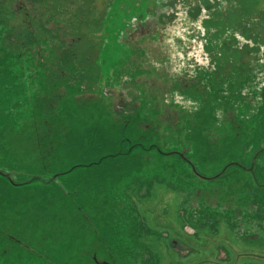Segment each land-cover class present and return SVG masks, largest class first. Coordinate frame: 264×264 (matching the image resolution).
<instances>
[{
    "label": "flooded vegetation",
    "instance_id": "1",
    "mask_svg": "<svg viewBox=\"0 0 264 264\" xmlns=\"http://www.w3.org/2000/svg\"><path fill=\"white\" fill-rule=\"evenodd\" d=\"M116 2L117 0H0V49L8 50L7 53L3 50L4 52L0 55V91L7 94L4 97V105L0 100V182L2 187H12L14 190H19L21 187L32 189L40 184L47 185L46 189L57 188L62 190L65 188L67 194L72 196L71 203L76 207L79 206L75 200V195L79 191L76 184L69 182L67 178L66 187L62 182L64 176L58 181H50L47 176L53 171L61 172L63 162L59 161L56 167L58 170L52 168V171L48 170L46 164L49 162L51 166V161L53 162V159L57 158L54 155L57 145L60 144L56 141L57 137L61 136L62 141V139L70 136L66 124L61 120L59 122V117L56 116L59 110L57 103L64 97H70V92L74 88H78L77 99L80 104L82 102L86 105L84 107L77 106L73 111L91 110L88 112H97L96 123L98 128L105 126H100L102 121L105 123L109 120L113 125L132 131L130 138H123L119 148L110 152L111 154L120 153V156L99 161L94 166L102 167L105 164H112L115 169L116 167L130 166L132 167L130 173L136 172L142 176L140 181L143 182L141 184L157 180V182H152V193L148 191L144 193L148 197L147 199L155 204L140 202L145 206L146 211L152 207L154 210L158 209V206L162 205L155 199L156 194H154L160 186L159 176H165L164 173L170 171L168 174L171 176L165 177L169 178L173 184L168 186L166 190L174 199L178 196L176 194L179 190L176 182L180 178L183 180L189 178L193 181L197 176L200 180L199 185L187 182L189 199L183 202V204L187 202L188 208L191 207L192 218H190V222L194 224L186 223L183 231L194 239L203 238L200 225L222 226L223 221L222 219L214 220L211 218L196 221L194 216L199 207L198 204L201 202L204 206L214 208V197L217 194H220L222 200L226 199L224 187L216 192L211 186L219 176L225 175L228 164L219 172L203 173L197 169L194 160L188 156L189 148L187 146L192 142L191 137L185 146L179 150H174L170 143L169 146L168 143L163 144L162 139L165 135L162 136V139H155L154 137L158 136L159 130L163 126L166 127V135L169 133L175 137L179 133V126L181 128L192 127L194 115L198 110L201 112L207 107L210 112L214 110L217 116L218 114L228 115L233 120L236 109L240 106L237 103L238 100L231 102L232 107L230 109H224L221 104L222 99L210 96L211 100L209 101L208 96L211 95V89L215 87L218 81L231 82L233 80L229 78V75L238 79L241 74H234L232 73L234 70L231 69L229 74L220 78L221 73L216 71L215 67L212 68L211 64L210 66L201 64L195 56H190V53L195 52L192 47L194 42L189 39L184 43L183 38L178 37L180 34L178 31L177 34H173V38L170 36L165 26L168 23L171 24L170 22H174L175 25L178 24V3H181L182 0H154V6H149L146 14L142 15L141 12H138L136 16L134 15L133 20L131 19V22L124 29L123 36L119 37L118 47L125 46L124 51L115 48L112 41L117 39H114L117 32L113 24ZM209 2L214 3L212 0ZM204 7V5H198L193 12L188 14L187 26L190 32H196L193 24L202 15ZM122 20L127 24L128 19L122 18ZM210 21L209 16L202 18V22L208 23ZM166 28L168 29L167 26ZM204 29L208 40L215 34L218 35V38L213 41L215 43L213 50L209 46L211 43L207 42V51H205V53L209 51L212 53L213 51L212 56H216L218 55L216 50L220 52L219 48L222 51V46L225 47L223 40L225 42L226 37H230L226 32L227 27L215 29L214 34L209 28L204 27ZM169 38L173 39L172 42L167 40ZM231 38L236 45L234 51L239 53L232 52L229 57L223 52L225 58H229L225 72H228L229 66L232 64L231 59H239L240 65L235 60H233V64L237 65L235 67L237 71L242 70L241 73L247 80L257 65L253 62L248 63L253 59L246 60L243 57L245 55L256 57L252 55L256 46L247 44L248 47L243 48L236 35L231 36ZM169 48L175 57L165 55V51ZM118 50L119 52H116ZM112 56L121 58L114 59ZM176 58L185 66L194 65L193 75H188L189 72L185 70L183 72L182 70L181 72L173 71L172 67H174ZM202 59L208 60V58ZM123 60L124 65L120 70L119 77L112 78V65L119 62L121 66ZM210 60L214 61L212 57ZM239 66L245 69H239ZM16 67L22 68L16 72ZM101 68H108V80L103 79ZM26 71L29 74V79L28 81H24L26 80L24 79L21 82L26 85L27 109L26 105H23L16 110L15 104L20 103L18 102L20 99L11 92L20 88L23 89L24 86L18 81L19 77L15 75L16 73L17 75L27 74ZM8 72L10 73L8 74ZM31 85L32 89L30 88ZM16 86L18 88H15ZM222 90L228 94L233 93V89L230 87L229 90L221 88ZM257 90V94L260 95L261 91L259 92L258 88ZM260 96L264 98V91ZM71 98L74 100L72 96ZM95 104L104 108L107 113L100 112L105 110H99L98 107H94ZM89 107L90 109H88ZM24 114H27V117ZM101 114L103 116H100ZM237 124L241 129V123ZM5 126L10 127V129L19 127L20 131L16 132V145L12 152L15 154L14 157L9 159L10 156L8 155L6 160H2ZM131 126L134 128L131 129ZM100 132L98 136H100ZM188 132L191 133V130ZM262 136H264V126L263 129H259V127L256 129V140L260 143ZM199 137H204V143L210 144L206 145L208 155L212 152L210 151L212 145L220 141L219 139H212L211 133L209 132L207 135L206 131L199 135L196 131L194 140L198 141ZM246 138H249L248 134ZM18 142H22V144ZM70 143L67 141V144ZM256 145L259 147L257 142ZM164 147L167 148L164 149ZM21 148L24 150V154H21ZM260 151L264 153V147ZM211 159L209 157L208 161ZM9 163L16 166L12 165V171L6 170ZM230 165L235 166L236 162L232 161ZM40 167L42 168L41 171L30 172L31 169H39ZM68 170L62 172L66 173ZM36 173L45 176V181L29 182ZM148 175L150 176L147 177ZM152 178L154 179L151 180ZM122 180L123 178H109L97 182L95 185L98 186V189H108V187L118 185ZM196 193L197 195H195ZM150 195L153 197L150 198ZM149 204L153 206L149 207ZM221 208L227 211L238 209L235 208L233 201L227 200L221 204ZM169 209L170 206H168ZM239 213L240 211L237 215ZM147 219L146 222L149 225L150 221L156 225L166 223L168 226L171 223L167 219H153L151 213ZM29 221L26 220L27 224ZM227 221L235 224L233 220ZM86 222L90 223L93 228L94 222L91 223L89 220ZM178 222L180 220L172 219L171 224L175 225ZM27 224L21 222L15 225L9 219H0V264H40L36 259L31 260L30 258H33L36 252L43 254L41 250L37 249L34 242V239L42 238V236L36 235L34 237L32 235L33 232L35 233L34 229L32 234H27L25 227ZM101 226L105 228L95 229V233L98 234L96 238L99 237L97 239L99 241L97 243L91 242L92 250L83 253L85 261L83 260L79 264H118L122 258H127L126 255H117L112 251V243L107 236L110 225ZM169 229L162 232L163 238L168 239L171 236L173 229H170L171 232ZM237 231L239 232V230ZM213 232L218 236L221 234L220 229H214ZM174 238L176 240L172 241V244L170 239L167 241L169 249L182 256L197 253V250L188 245L185 240ZM99 243L103 245V253L96 250V245ZM48 251L46 250V255ZM218 256L223 260L228 258L226 251L222 248H219ZM16 258H21L24 261L19 262ZM49 260L51 261L50 258Z\"/></svg>",
    "mask_w": 264,
    "mask_h": 264
},
{
    "label": "rangeland",
    "instance_id": "2",
    "mask_svg": "<svg viewBox=\"0 0 264 264\" xmlns=\"http://www.w3.org/2000/svg\"><path fill=\"white\" fill-rule=\"evenodd\" d=\"M212 1L214 3L209 2V0H182L181 3H178V24L176 19L177 25L170 22L171 24L166 25L168 29L166 26L165 29L172 38L173 34H177L178 31L180 32L178 37L183 38L184 43L189 39L194 42L192 47L195 52L190 53V56H195L201 64L209 66L211 64L212 68L215 67L216 71L221 73L220 78L229 74L231 69L234 70L232 73L241 74L238 79L229 75V78L233 80L231 82L218 81L215 87L211 89V95L208 96L209 101L211 100L210 96L222 99L221 104L224 109H230L232 107L231 102L237 100L240 106L236 109L233 120L228 115L218 114L217 116L215 111L210 112L208 107L201 112L198 110L197 113L195 112L196 114L194 113V125L192 127L181 128L179 126V133L174 137L169 133L166 135V127L163 126L159 130L158 136L154 138L162 139V136L165 135L162 139L163 144L168 143L169 146L170 143L174 150H179V148L185 146L189 137H191L192 142L187 146L189 148L188 156L194 160L197 169L203 173L219 172L228 164L225 175L219 176L211 186L216 192L224 187V193L227 195L226 199L222 200L220 194H217L214 197V208H209L199 202V207L194 216L196 221L209 218L222 219V226L200 225L204 237L196 239L183 231L186 223L194 224L190 222L192 209L190 206V209L188 208L187 202L185 204L183 202L189 199L187 194L189 185L187 182L199 185L200 180L197 176L193 181L189 178L184 180L180 178L176 182L179 190L175 199L166 190L168 186L170 187L173 184L169 178L165 177L171 176L168 174L170 171L164 173L165 176H159L160 186L154 194H156L155 199L162 205L158 206V209L154 210V207H152L148 211L144 209L145 206L140 202L155 204L150 199L148 200L144 193L147 191L152 193V182H157V180L141 184L143 182L140 181L142 176L136 172L130 173L132 170L130 166L116 167V169L112 164H105L102 167H77L74 170L75 173L68 179L66 178L69 182L76 184L79 189L75 195V200L79 204L77 207L71 203L72 196L67 194L65 188L62 190L57 188L44 189L39 185L32 189L21 187L19 190H14L12 187H2L0 182V219H9L15 225L21 222L27 224L26 220H30L27 226L24 225L27 234H32L34 229L35 233L32 234L34 237L36 235L42 236V238L34 239V242L37 249L41 250L43 254L36 252V255L30 258L31 260L36 259L40 264H79L83 260L85 261L83 253L92 250L91 242L95 241L97 243L99 241H97L99 237L96 238L98 234L95 233V229L105 228L101 225H110L107 236L112 243V251L117 255L127 256V258H122L118 264H264V153L260 151L264 147V136H262L261 143L256 140V129L258 127L263 129L264 126V98L260 96L264 91V0ZM154 4V0H117L113 16V24L117 32L114 38H117L116 41H112L115 48L124 51L125 46L118 47L119 37L123 36L124 29L131 22L134 15L136 16L138 12H141L142 15L146 14L148 7H153ZM198 5H204L205 7L202 9V15H200L198 21L193 24V27L196 28V32L193 33V31L190 32L187 26V17ZM208 16L211 21L208 23L202 22V18ZM122 18L128 19L127 24ZM204 27L213 31L212 34L219 27H227L226 32L230 37H226L225 42L223 40L225 47L222 46V51L219 48L220 52L216 50L218 54L216 56H212L213 51L212 53L210 51V53H205V51H207V42L211 43L209 46L213 50L215 44L213 41L218 38V35H211L210 40L206 39ZM234 35H236L237 40L241 41L243 48L248 47L247 44L256 46L253 53L251 52L256 57H251V55L243 57L246 60L253 59L251 62H247H253L257 65L250 74L251 77L247 80H245L244 74L241 73L242 70L237 71L235 68L237 65L233 64V60H235L240 65L239 59H231L232 64L229 66L228 72H225L229 58H225L223 52L229 57L232 52L239 53L234 51L236 45H234L233 38H231ZM172 38L167 40L172 42ZM3 50L6 53L8 51L2 48L0 49V55L4 52ZM119 50L116 52H119ZM171 53L170 48L165 51L166 56H171ZM172 56L175 57V55ZM112 57L114 59L121 58ZM211 57L214 61L210 60ZM202 58H208V60L205 61ZM123 65L124 60L121 61V66L119 62L112 65V78L119 77ZM194 67V65L185 66L176 58L172 70L175 72L185 70L189 72L188 75H193ZM20 68L22 67H16V72ZM239 69L245 68L239 66ZM28 75L27 72V74L21 73V75L16 73L15 76H18V81L21 82L24 79H26L24 81H28ZM101 75H103V79L108 80V68H101ZM21 85L24 86L23 89L20 88L11 92L20 99L18 101L20 103L15 104L16 110L23 105H26L27 109L26 85L22 82ZM18 86L15 88H18ZM229 87L233 89L232 94L221 91V88L229 90ZM30 88L32 89V85ZM257 88L259 92L261 91L260 95L257 94ZM78 91V88H74L70 92V97H64L57 103L59 110L56 116L59 117V122L61 120L66 124L70 136L62 139V141L61 136L57 137L56 141L60 142L54 153L57 158H54L53 162L51 161V166L49 162L46 163L50 171L53 169L58 170L56 167L59 161L64 164L62 171H67L74 164L90 163L98 160L101 155L119 148L123 138L132 136L131 130L113 125L109 120L105 123L102 121L100 126H105L98 128L96 123L97 112H88L91 110L73 111L77 106L84 107L86 105L82 102L80 104L77 99ZM5 95L7 94L0 91V100H2L3 105ZM95 105L94 107H98L97 104ZM98 109L104 108L98 107ZM100 112L107 113L106 110ZM24 115L27 117V114ZM204 122L206 123L204 124ZM236 122L241 123V129ZM133 128L131 126V129ZM189 130H191V133L188 132ZM214 130L216 131L214 132ZM18 131H20L19 127L10 129V127L5 126L2 160H6L8 155L10 156L9 159L14 157L15 154H12V152L15 150L16 132ZM99 131H101L100 136H98ZM196 131L198 135L204 131L209 135L210 132L212 139L220 140L217 144L212 145L210 148L212 152L209 155L206 153V145L210 144L204 143V137H199L198 141H195L193 137ZM247 134L249 138H246ZM67 141L71 143L67 144ZM18 143L22 144V142ZM167 147H164V149ZM23 151L21 148V154H24ZM209 157L212 159L208 161ZM232 161L236 162L235 166L230 165ZM12 165L16 167L15 164ZM12 165L9 163L7 168L4 167L6 170L12 171ZM37 170L41 171L42 168H33L30 172L34 173ZM109 178H123V180L118 185L108 187V189H98V186L95 185L97 182ZM66 179H63L62 182L67 187ZM132 181L133 184H131ZM149 197L152 198L153 196L150 195ZM226 200L233 201L235 208L238 209L227 211L221 208V204ZM118 202H120L119 205H117ZM151 206L153 205L149 204V207ZM168 206H170L169 210ZM239 211L240 213L237 215ZM149 213H151L153 219H167L171 223L173 219L180 220V222L175 225L168 224L169 227L175 230H171V232V228L169 229L166 223L156 225L153 221H150L149 225L146 222ZM87 220L91 223L94 222L93 228L90 223L86 222ZM227 220H233L235 224H231ZM163 224L164 226H162ZM167 229L171 232L168 239L163 238L164 234H162ZM214 229L221 230L220 236L213 232ZM174 237L185 240L188 245L197 250V253L182 256L169 249L167 241L170 239L172 244V241L176 240ZM219 248L226 251L228 256L226 260L219 258ZM46 250H49L47 255ZM96 250L103 253V245L101 243L97 244ZM16 259L19 262L24 261L21 258Z\"/></svg>",
    "mask_w": 264,
    "mask_h": 264
},
{
    "label": "water",
    "instance_id": "3",
    "mask_svg": "<svg viewBox=\"0 0 264 264\" xmlns=\"http://www.w3.org/2000/svg\"><path fill=\"white\" fill-rule=\"evenodd\" d=\"M116 156H120V153H110V154H104V155H101L100 158L98 160H95V161H92L90 163H78V164H74L70 167V169L68 170V172L64 173V172H59V171H53L52 174L50 175H47L49 178H50V181H53V180H56L58 181L61 177L64 176V179L66 178H69L70 176H72L75 172L74 170L77 168V167H87V166H90V167H94V165H96L99 161H103L105 159H108L110 157H116ZM66 176V177H65ZM46 179L45 176H43L42 174H38L36 173L33 178H31V180L29 182L31 183H34V182H44ZM41 187H43L44 189H46L47 185L45 184H40Z\"/></svg>",
    "mask_w": 264,
    "mask_h": 264
},
{
    "label": "clouds",
    "instance_id": "4",
    "mask_svg": "<svg viewBox=\"0 0 264 264\" xmlns=\"http://www.w3.org/2000/svg\"><path fill=\"white\" fill-rule=\"evenodd\" d=\"M239 38V37H238Z\"/></svg>",
    "mask_w": 264,
    "mask_h": 264
}]
</instances>
